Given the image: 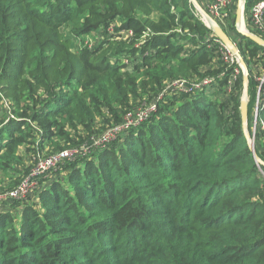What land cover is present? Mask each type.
Masks as SVG:
<instances>
[{
	"label": "trees",
	"instance_id": "1",
	"mask_svg": "<svg viewBox=\"0 0 264 264\" xmlns=\"http://www.w3.org/2000/svg\"><path fill=\"white\" fill-rule=\"evenodd\" d=\"M258 1L245 0V17ZM38 2L0 0V84L12 94L8 113L0 94L1 174L58 146L87 145L99 128L116 131L141 95L154 99L173 80L214 85L172 110L151 100L157 110L118 147L69 163L64 175L42 181L37 199L0 206V264H264V177L242 130L239 86L229 106L211 99L233 69L218 61L221 47L191 2L129 0L124 9L116 0H45L43 14ZM29 17L52 33L43 49ZM91 31L101 42L77 61L64 52L50 83L46 43L64 51L63 42ZM237 34L250 114L264 47ZM259 115L264 125V107Z\"/></svg>",
	"mask_w": 264,
	"mask_h": 264
},
{
	"label": "rangeland",
	"instance_id": "2",
	"mask_svg": "<svg viewBox=\"0 0 264 264\" xmlns=\"http://www.w3.org/2000/svg\"><path fill=\"white\" fill-rule=\"evenodd\" d=\"M10 1L12 3L13 1H17V0H10ZM36 1H39V2H38V4H36L33 7H36L35 9H38L40 11V13H42V14L46 13L47 8L45 6V0H36ZM116 1L118 2V4L122 8L127 9L128 5H129V0H116ZM189 1L191 2V6H192V9H193L195 15L199 17L200 21L205 26H207L205 17H203L201 15L200 11L197 9V7H195L194 3H192L193 1H191V0H189ZM212 2H213V0L211 1V3ZM237 2H238V0H229V4H227V6H224L222 8L223 15H221V18L223 20H221V23H219L221 25V27H222V24L224 25L226 23L224 25L223 29L226 32H228V35L232 39L235 46H236V42L239 41V39H240V37L237 34L238 33L237 29L234 25ZM198 4H199V2H198ZM210 4H208L207 6H201L200 4L199 5L203 8L202 10L204 11V13H206L208 16H210L211 18H213L217 21V20H219L218 17L220 15V13L218 16L215 17L211 12ZM12 11H13L12 13H17V9H14ZM244 16H245V0H244V11H243V20H244V23L246 26L245 28L249 32H252V33L258 35L259 31L256 30V28L252 24L251 20H249L250 21L249 25H250V28L252 27V30L248 29V26L246 25ZM228 22H230V24H231L230 26L234 27V29H232V27L230 28V26H228ZM29 25L32 27V31L37 32V40H36L35 46L37 47V49H43L42 48V42L45 41V38L53 39L52 33L46 32L42 23L40 21H37V19H35V18L29 17ZM117 25H119V22L117 23ZM113 27H114V23L107 28L108 33H113V31H114ZM259 34H260V32H259ZM102 39H103V37H101L100 34L96 31H91L88 34H83L81 36L73 37L68 44L66 42H63V40L61 39V41L63 43H65L64 48L66 50H64V51H62V50L56 51V48L54 46L51 47L49 42H47L45 52L48 55V57H50L47 59V62L49 63L48 72H49L50 77H51L50 83L53 80V78L56 77L60 73V67L58 66L57 63H58V60L62 57L64 52H66L70 56V58H73L74 60L77 61L78 54L80 53V51L84 47L87 46V47L95 48L99 44V42H101ZM147 39H148L147 37H144L140 41H138L136 43V46H135L136 49L139 47L145 46ZM184 45L186 47L185 50H187L189 47H191V44L185 43ZM236 48H237V46H236ZM53 52L55 54L52 56ZM221 52H223V50H221ZM228 52L224 51V54L226 56L230 55V57H231L232 56L231 52H229V53ZM258 55H262L263 59H264L263 52L259 51ZM118 57L120 58L119 60H121L122 63H126L127 66L130 67L131 58H129L128 56H125L123 54H121ZM137 57L139 58V54H137L135 56V59ZM225 59H228V58H225ZM225 59H224V57L222 59L219 58L218 61L220 63H222V65L224 64V66L229 68L230 63L227 62ZM114 60H118V58H116ZM128 69H130V68H128ZM232 69H233V73H231L230 80L227 83L226 88L224 89V92H221V93L219 92L217 94L213 93L211 95L212 96L211 99H213L214 101H217L219 106H222L223 103L225 105L227 104L229 106V103H231L230 100L234 99L233 95H235V93H233V89L235 88V83L238 84L239 88H237V89L240 90L239 96H238L239 102H241V99L243 97V93H244L243 70H242L239 63H238V66L235 70L233 67H232ZM254 76H255L254 79H255V81L258 82V85H257L256 92H255L252 110L250 111V114H248V112H247V133L249 134V140L251 141V144L253 146V152H252L253 156L256 155L261 162V164L256 162L258 167H259L258 170L262 174V176L264 177V170L262 169V167H264V161L262 160V157H260V155L258 154L259 151L262 150L261 152H263V149H264L263 148L264 147V125L262 122V118L259 115V109H260V106L264 100V83L262 82V79L264 77V69L259 64H258V71L256 72L254 69ZM28 79H29L28 81H30V78H28ZM206 79H208V78H201V79H195V80H192V79H180V80L176 79V80H173L170 82V84H174V85L178 84L177 88L173 89L172 87H174V86H172L168 83L169 84L168 86H171L169 88L170 91H168V92L165 91V93L161 96V100L165 101V103H167L166 106L172 110V108L180 106L183 103V101L188 100L190 98L191 99L195 98L196 97L195 95L199 93L198 92L199 89L200 88L203 89V86L200 88H198V87L201 84H203ZM183 81H185L187 84H195V86L193 87V89L187 91V90L181 88L179 85V83H184ZM31 82L33 83L34 81H31ZM212 85H214V83L212 81L207 84V88L204 92V95L208 94L207 92L210 90ZM35 87L40 93L43 92V88L40 87L39 85H35ZM38 87H40V88H38ZM50 90H52V88ZM0 94L2 95V99L4 100V103L8 104L7 105V108H8L7 112L4 111V108H3L4 105L0 108V111L8 113L10 111V109L12 108V107H10V103H11L10 101L12 98V96H11L12 94L9 93L8 91H5V92L2 91L1 84H0ZM200 95L201 94H199V96ZM257 95L260 96L258 101H257ZM199 96H197V97H199ZM42 97H46V94H43ZM140 97H142L144 100L141 101V98H138L136 100V102L132 104V108L130 110H128L123 117V123L124 124L122 123L116 129V131L111 130L110 128H105V129L99 128L98 133H96L95 135H92V137L85 142V144H87V145H84V147H82V146L78 147L79 145L72 147L73 149L79 150L78 156L74 160H68V161H64L63 163H61L60 166L58 167V169H56L54 171V173L52 174L53 178L56 177V175L57 176L60 174L64 175L65 172H67L70 169L68 164L76 161L77 159H83L82 160L83 162H85L84 161L85 159H98V158H96V156L99 155V153L105 152V151H110L109 149L112 150V148L118 147L122 143L121 141H123V139L126 136H128V133L132 129H134V127H136L137 124L144 122L146 119H148V117L151 116V114L154 111L157 110V107H155L153 109L154 110L153 112L148 113L149 105L152 103L151 100L158 102L159 101V95H157L154 99H152L151 97H150L151 99H149L148 95H146V94L141 95ZM249 101H250V92H249V76H248V80H247V84H246V104H247V106H248ZM222 108L223 107H221V109ZM239 113H241L240 112V106H239ZM240 117H241V114H240ZM7 120H8V118H6V116H4L3 121L6 122ZM242 130H243V128H242ZM243 133H244V131H243ZM117 137L118 138L121 137L119 142L118 141L115 142L116 139H118ZM256 142L257 143L259 142V144H261L262 146L260 145L259 147H257ZM60 144L62 145V143H60ZM59 148H60V146L56 147L55 149H51L49 151H45L43 153H40L37 155V159H34V158L27 159L25 161V164L23 167L17 166L15 168V169H17V173L12 172V171H4L2 174L0 173V193H5V192L9 191L10 189H13L19 182L26 179V177H28L32 173L33 167L41 159H43L44 157L59 153L60 151L65 149V148H63L60 150ZM94 163H97V160L94 161ZM82 169H83V167H82ZM45 179H47V178H45ZM42 181L43 182L47 181V183H48L49 180L48 179L42 180V178L37 179L38 184L36 183V185L34 187H31L30 190L28 191L29 202H31L34 199H37V198H35V195H36V192L39 190V188H41V186L43 185ZM49 187L50 186H48V188ZM14 209H11V211L16 212L17 211L16 208H14Z\"/></svg>",
	"mask_w": 264,
	"mask_h": 264
},
{
	"label": "built area",
	"instance_id": "3",
	"mask_svg": "<svg viewBox=\"0 0 264 264\" xmlns=\"http://www.w3.org/2000/svg\"><path fill=\"white\" fill-rule=\"evenodd\" d=\"M227 4H229V0H213V2L210 4L212 14L216 17L220 13L218 19L223 20L221 18V15H223L222 8L224 6H227ZM249 15H250L249 20H251V22L254 25V27L256 28V30L260 32V34H258V35H260L262 38H264V0H260V1L256 2L251 7ZM209 39L212 40L214 43H217V42L219 43L221 50H223V52H221L222 58L223 57H224V59L228 58L225 60L230 63L229 67H233L235 70L238 66V61L232 55V53H231V55H232L231 57H230V55L226 56L224 54V51L228 52L229 50L214 35H211ZM223 74L224 73H221V76ZM211 81H213V79H206L204 81V83L201 84L198 88H200L202 86L207 87V84ZM183 82L184 83H179V85L181 88H183L187 91L193 89V87L195 86V84H187L185 81H183ZM262 82L264 83V77L262 79ZM169 84H167V86L165 87L163 92L159 94V101L161 100V96L165 93V91H167V92L170 91L169 88L171 86H168ZM170 85L174 86V87H172L173 89H176L178 86V84H175V85L170 84ZM259 98H260V96L257 95V101L259 100ZM155 107H156V103H151L149 105V108H148V113L153 112L154 111L153 109ZM261 107H264V100H263V103L261 104ZM82 147H84V146H82ZM78 152H79L78 149H64V150L60 151L59 153H56L54 155H50V156H47V157H44L43 159H41L33 167L32 173L28 177H26V179L19 182L16 185V187H14L13 189H10L9 191H7L5 193H0V206H2L7 201L23 200V199L27 198L28 197V191L30 190L31 187H34L36 185L38 178H42V179L47 178L48 179V178L52 177L53 176L52 174L54 173V171L56 169H58V167L60 166L61 163H63L64 161H68V160H74L78 156V154H79Z\"/></svg>",
	"mask_w": 264,
	"mask_h": 264
},
{
	"label": "water",
	"instance_id": "4",
	"mask_svg": "<svg viewBox=\"0 0 264 264\" xmlns=\"http://www.w3.org/2000/svg\"><path fill=\"white\" fill-rule=\"evenodd\" d=\"M193 1L195 7L200 11L201 15L205 17L206 23L208 28L211 30L213 35L217 37L222 44L232 53V55L237 59L238 63L240 64L242 70H243V86H244V93L243 97L240 102V114H241V122H242V128L244 131V136L246 138L247 144L250 148V150L253 152V146L251 144V141L249 140V134L247 133V104H246V84L248 80V67L241 56L239 50L236 48L235 44L233 43L232 39L229 37L228 33L221 27V25L213 18L208 16L204 11L203 8L198 4L196 0ZM243 11H244V0H238L236 11H235V22L234 25L237 29V31L251 39L253 42H255L257 45L264 47V38H262L259 35H256L252 32H249L244 25L243 20ZM254 158L257 163H260V160L256 155H254Z\"/></svg>",
	"mask_w": 264,
	"mask_h": 264
},
{
	"label": "crops",
	"instance_id": "5",
	"mask_svg": "<svg viewBox=\"0 0 264 264\" xmlns=\"http://www.w3.org/2000/svg\"><path fill=\"white\" fill-rule=\"evenodd\" d=\"M198 2H199V4L201 5V6H207L208 4H210L211 3V1L212 0H197ZM244 18H245V22H246V25L248 26V29L250 30H252V27L250 28V21H249V17L248 16H244ZM217 22L218 23H220L221 22V20H217ZM226 24V23H225ZM224 24V25H225ZM224 25L222 26V27H224ZM244 25H245V23H244ZM246 27V26H245ZM211 35H213V33L211 34ZM49 179V178H48Z\"/></svg>",
	"mask_w": 264,
	"mask_h": 264
}]
</instances>
